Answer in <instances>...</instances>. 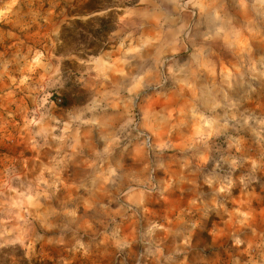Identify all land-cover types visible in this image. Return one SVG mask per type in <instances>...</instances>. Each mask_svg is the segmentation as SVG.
I'll use <instances>...</instances> for the list:
<instances>
[{"label": "rangeland", "instance_id": "rangeland-1", "mask_svg": "<svg viewBox=\"0 0 264 264\" xmlns=\"http://www.w3.org/2000/svg\"><path fill=\"white\" fill-rule=\"evenodd\" d=\"M84 1L0 0V249L264 264V0H136L86 60Z\"/></svg>", "mask_w": 264, "mask_h": 264}, {"label": "trees", "instance_id": "trees-1", "mask_svg": "<svg viewBox=\"0 0 264 264\" xmlns=\"http://www.w3.org/2000/svg\"><path fill=\"white\" fill-rule=\"evenodd\" d=\"M136 0H85L67 10L68 20L61 28L57 52L71 53L86 60L110 47V36L116 31L122 10ZM63 64H66L64 62ZM0 264H46L40 259H28L16 246L0 249Z\"/></svg>", "mask_w": 264, "mask_h": 264}]
</instances>
